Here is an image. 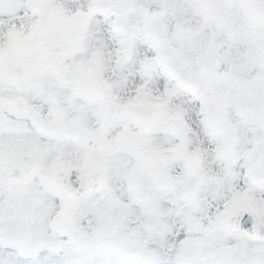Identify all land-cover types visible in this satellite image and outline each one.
Returning a JSON list of instances; mask_svg holds the SVG:
<instances>
[{
	"label": "snow or ice",
	"instance_id": "1",
	"mask_svg": "<svg viewBox=\"0 0 264 264\" xmlns=\"http://www.w3.org/2000/svg\"><path fill=\"white\" fill-rule=\"evenodd\" d=\"M0 264H264V0H0Z\"/></svg>",
	"mask_w": 264,
	"mask_h": 264
}]
</instances>
